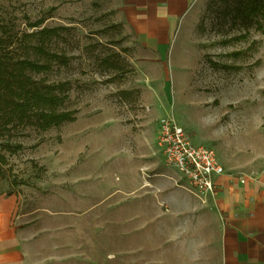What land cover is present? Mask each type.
Returning a JSON list of instances; mask_svg holds the SVG:
<instances>
[{"label": "rangeland", "instance_id": "374dc122", "mask_svg": "<svg viewBox=\"0 0 264 264\" xmlns=\"http://www.w3.org/2000/svg\"><path fill=\"white\" fill-rule=\"evenodd\" d=\"M253 2L196 0L150 75L136 68L140 52L112 5L0 0V37L14 59L44 63L32 33L61 29L46 49L66 64L27 74L66 83L59 110L75 111L73 122L42 131L28 121L0 137V198H16L14 220L65 222L67 264H202L204 238L217 264L213 199L166 164L159 120L212 149L228 176L264 187V27L244 16Z\"/></svg>", "mask_w": 264, "mask_h": 264}, {"label": "crops", "instance_id": "0c3cea01", "mask_svg": "<svg viewBox=\"0 0 264 264\" xmlns=\"http://www.w3.org/2000/svg\"><path fill=\"white\" fill-rule=\"evenodd\" d=\"M101 1L112 5L115 23L121 25L124 33L134 40L142 58L135 64L136 68L143 67L150 71V75L156 73L155 68L160 66L164 54L177 40L196 2ZM239 181V178H232L226 172L217 179L218 192L210 197L221 228L214 256H217V264H264V187L250 180H244L242 184ZM15 206L14 196L0 198V264H67L65 222L61 224L60 219H54L21 224L20 217L17 220L13 218ZM74 226L82 233L81 221L79 224L75 222ZM46 238L49 245L44 243ZM201 246L202 264H210V242L204 238Z\"/></svg>", "mask_w": 264, "mask_h": 264}, {"label": "trees", "instance_id": "16d2710c", "mask_svg": "<svg viewBox=\"0 0 264 264\" xmlns=\"http://www.w3.org/2000/svg\"><path fill=\"white\" fill-rule=\"evenodd\" d=\"M244 9V16L253 14L257 18V27H264V0H254L251 5L245 3ZM38 26L39 23L31 25L32 28ZM60 30L42 28L32 33V37L37 39V44L32 49L44 63L14 59L6 48L9 39L0 37V137L10 126L26 124L28 121L46 131L75 120V111L59 110L67 100L66 83L45 84L27 74L48 72L51 62L66 64L64 56L46 49V42L57 36ZM103 62L111 69L121 70L120 65L115 63L117 60ZM32 118L33 121H30Z\"/></svg>", "mask_w": 264, "mask_h": 264}, {"label": "built area", "instance_id": "2783aa9c", "mask_svg": "<svg viewBox=\"0 0 264 264\" xmlns=\"http://www.w3.org/2000/svg\"><path fill=\"white\" fill-rule=\"evenodd\" d=\"M158 142L166 164L179 171L193 191L205 197L216 195L217 179L226 172L212 149L195 145L170 117L159 120Z\"/></svg>", "mask_w": 264, "mask_h": 264}]
</instances>
